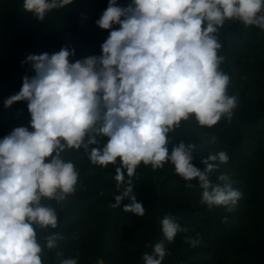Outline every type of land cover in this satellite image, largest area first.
I'll use <instances>...</instances> for the list:
<instances>
[{
  "label": "clouds",
  "instance_id": "1",
  "mask_svg": "<svg viewBox=\"0 0 264 264\" xmlns=\"http://www.w3.org/2000/svg\"><path fill=\"white\" fill-rule=\"evenodd\" d=\"M70 3L23 0V7L43 20L47 11ZM229 19L264 28V0H130L127 6L109 0L96 20L110 29L100 55L73 62L75 49L63 46L22 61L32 62L34 75L23 77L5 106L27 101L30 121L0 138V264H42L37 230L58 224L56 209L43 201L63 200L78 182L74 163L62 155L70 148H82L102 166L120 159L115 179L123 188L112 206L127 198L125 212L145 214L131 180L141 162L154 169L171 162L186 181L198 180L201 203L233 209L242 193L229 176L209 179L218 167L212 161L229 160L226 151L210 153L200 168L193 163L196 144L181 140L171 151L168 147L169 134L192 114L209 127L222 116L232 117L237 97L228 94L230 76L220 69L224 57L218 55L222 45L216 35ZM102 137L107 138L103 145ZM161 225L163 238L143 254L144 264H162L165 241L188 231L171 216ZM42 238L52 249L59 234ZM60 264H78V257Z\"/></svg>",
  "mask_w": 264,
  "mask_h": 264
},
{
  "label": "trees",
  "instance_id": "2",
  "mask_svg": "<svg viewBox=\"0 0 264 264\" xmlns=\"http://www.w3.org/2000/svg\"><path fill=\"white\" fill-rule=\"evenodd\" d=\"M130 0H118V3L127 6ZM109 0H72V3L64 7L53 8L46 12L43 20L39 19L34 11L23 7V0H0V123L7 121L15 126H29L30 113L27 101L14 102L11 106H5V99L16 94L15 83L21 79L23 73L34 72L32 62H24L29 54H50L59 51L63 46L75 49V56L70 61H75L90 55L101 54V44L106 38L98 37L92 33L87 25V20L96 24L102 12L107 8ZM35 21L50 29L48 46L34 39L30 33V23ZM86 21V22H85ZM97 25V24H96ZM99 26V25H98ZM100 27V26H99ZM118 28L119 25H113ZM110 33V29H103ZM222 47L218 55L230 57V51L237 53V63L243 60L250 68L264 73V57L260 53L264 49V28L257 25L245 26L242 22L231 19L219 28L216 33ZM5 57L18 60L21 71H13L4 64ZM244 58V59H243ZM185 120L181 122V127ZM178 127V128H179ZM212 127L215 128L213 138L226 143V152L229 160L237 166L250 167L252 169V182L256 185H264V170L252 165V154L264 157V101L256 106L244 104L235 107L231 119L222 116ZM170 133L176 144L182 141L194 143L196 150L206 144V140L177 135V130ZM178 136V138H177ZM100 144L106 137L99 138ZM169 142V150L173 141ZM95 146V145H93ZM195 150V151H196ZM65 160H71L79 173L78 177L89 178L94 181H102L108 185H117L115 179L116 168L120 165V159L107 166L93 164L82 148L66 149L62 154ZM203 158L193 160V163L204 168ZM210 178L218 176L209 173ZM129 179L125 170V182ZM133 186L145 206L144 216L125 212L123 205L129 201L125 199L120 205L113 207L115 196L98 190L80 189V194L90 213L103 219L128 224V231L133 240L140 245L137 247L122 246L123 262L120 264H144L143 254L149 248L162 239L160 231L161 220L165 216H171L182 227L192 226L204 235L217 236L219 241L227 238V225L223 219L212 217L209 212L218 206L209 207L205 203L194 201L192 190L199 185L198 180L186 181L175 172L171 162H165L163 167L153 168L151 164L141 162L131 177ZM258 204L264 210V199L257 197ZM51 204L57 212L58 224L55 229L50 226L47 229H38V241L42 245V264H60L62 259L77 258L78 264H95L107 256L106 250V226L100 223L98 229L88 230L84 233L75 231V225H67L62 221V211L56 208V200L43 201ZM50 232L59 234L57 246L48 249L44 246L42 237ZM67 240L72 245L64 248L62 245ZM166 255L162 264H207L195 257V247L183 237H176L173 241H165ZM238 251L247 257L248 264H264V234L261 232L255 243L247 239L242 240ZM152 251V250H151ZM148 253H151L150 251ZM62 254V255H60ZM220 264H244L242 262L231 263L221 261Z\"/></svg>",
  "mask_w": 264,
  "mask_h": 264
},
{
  "label": "rangeland",
  "instance_id": "3",
  "mask_svg": "<svg viewBox=\"0 0 264 264\" xmlns=\"http://www.w3.org/2000/svg\"><path fill=\"white\" fill-rule=\"evenodd\" d=\"M231 20V19H229ZM226 20L225 22H228ZM86 22V21H85ZM88 28L92 33L98 37L107 38L109 33L104 32L98 25L87 20ZM30 33L33 34L34 39L48 46V39L50 38V29L41 24L32 21L29 27ZM229 58L223 56L224 59L220 64V69L230 76V82L227 88L229 95L237 97L236 107L244 104L256 106L260 101H264V73L257 72L250 68L247 60L242 63H237V53L230 51ZM264 57V49L260 53ZM244 59V58H243ZM4 64L13 71H21L23 68L21 63L12 58L5 57ZM25 75H34V72L28 71L23 73L21 79L15 83L17 90H20L23 84V77ZM14 128V125L7 121L0 123V138H3ZM185 134L187 136H194L196 138L205 139L207 142L204 146L194 152L195 159H205L210 153L216 154L220 151H226V143L213 138L215 128L209 126H200L195 118V114L185 120L184 124L178 128L177 135ZM178 138V136H177ZM176 144L177 139L172 140ZM103 140L102 143H105ZM47 159H50L47 158ZM218 167L213 169L211 173L219 176L221 173H226L232 181L233 187L238 189L242 196L231 211H228L225 206H218L209 212V214L216 219H223L227 225V238L224 241H219L217 236L204 235L197 228L188 226L187 232H179L176 237H190L197 240L198 243L194 246L195 257L201 262L207 264H220L221 261H228L231 263L242 262L248 264L247 257L238 251L237 247L241 246L242 240L247 239L251 243H255L259 234H264V210L258 204L257 197L264 199V185H256L252 182V169L250 167L237 166L230 160L226 163L220 162L218 159L212 161ZM252 165L264 170V157L252 154ZM213 182L217 178H210ZM98 190L113 196L120 193L123 188H117V185H108L102 181H94L85 177H78V182L75 186V191L61 201H56V208L62 211V221L67 225H75L77 234L84 233L88 230H96L100 223L106 226V250L107 256L100 259L95 264H120L124 258L121 247H137L140 244L135 242L128 231V224L123 222H114L110 219H103L94 213H90L87 209L83 197L80 194V189ZM134 193L137 195L133 186ZM202 189L196 185L192 194L194 201L199 202L201 199ZM127 199V198H126ZM226 218V219H225ZM175 237V238H176ZM72 245L71 240L63 243L64 248ZM152 248L148 249L151 252Z\"/></svg>",
  "mask_w": 264,
  "mask_h": 264
}]
</instances>
